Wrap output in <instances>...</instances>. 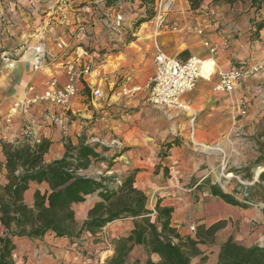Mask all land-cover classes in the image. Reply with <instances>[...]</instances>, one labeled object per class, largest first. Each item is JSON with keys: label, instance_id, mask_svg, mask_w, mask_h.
<instances>
[{"label": "crops", "instance_id": "crops-1", "mask_svg": "<svg viewBox=\"0 0 264 264\" xmlns=\"http://www.w3.org/2000/svg\"><path fill=\"white\" fill-rule=\"evenodd\" d=\"M130 1L132 0L122 3V6L128 4L130 7L133 4ZM158 1L156 0V4H158ZM170 1L171 9L166 13L165 20L162 23L156 17L154 19L150 18L134 28L133 40L124 42L123 44L118 42L117 40L119 39L116 38H112L110 41L100 38L102 36V24L98 20V14L100 13L98 8L102 9L103 13L110 17H114L115 11L118 10L117 8L107 6L105 0L94 1L98 4L94 7V13H85L83 11L84 5L77 8L76 10L79 11V14L83 11L81 13L83 15L82 19L87 22L77 27L84 26L87 30H95L93 36H87L82 32H80L79 36H84L83 40L86 42L89 39L92 40L88 41V43H90V48L94 49L89 51V53L95 57L96 62L94 65L99 73H101L102 84L100 88L102 96L96 98L91 89L81 86L78 96L68 107L37 106L32 110V118L36 121L33 125V130L38 139L50 142L49 149L44 154L45 162L61 158L65 153V144L68 141H71L74 145L78 144L81 140L104 143V137L108 136L107 138H109V136H113V141L117 139V141L129 147L115 158V160H119L118 164L124 165L126 170H132L139 174H149L153 172L154 168L163 164L162 168H165L166 171L170 170L171 174L175 173L177 175L168 178V181H165L163 184L159 180L160 186L158 188L162 191L160 196V198H163L162 205L174 207L173 224L178 227V224H180L178 222H181L178 212L181 211L180 207L184 208V202L183 204L177 202L176 200L179 198L175 194H181L179 189H183L182 185L189 182L186 179L181 183L179 178L182 174L188 175L199 169L206 162V158L204 156L198 158L196 166L192 167L189 160L183 154L177 153L178 155H175V149L178 146L170 148V153L166 158L160 156L153 158L147 155V150H150V148L146 146L150 145L146 142V138L150 139V136L147 135L150 131L145 128H137L140 123L134 121L129 111H122L120 114V110L128 106L127 103L138 104L141 98L149 94L146 84L154 74L155 65L153 63V68L148 67L149 70L144 75L141 73L139 63L144 58H147L148 55H153V53L155 55L157 46L167 54L182 60L192 55L205 57L209 55V46L206 45V42H208L210 45L217 47L218 63L222 68L227 69L237 62L252 63V60L256 61L257 55L255 53L259 51V45L255 46L253 42L249 41L251 33L255 31V21L252 19L254 10H250L248 5L246 7H243V5L231 6L226 3H214L213 0H203L199 9H193L188 0ZM259 15H256V21L264 19V17L260 18ZM31 18H34V16ZM91 18L96 22L95 26L89 24ZM129 19L131 20V18ZM33 20L31 19L32 24L35 23ZM126 24L131 25L130 23ZM201 29L203 30V34H199V30ZM260 38L263 39L261 41L263 47L260 48L264 51V29L260 31ZM43 44L46 50L51 48L50 46L52 48L54 46L50 45L51 43L48 41ZM39 45L38 41H33L28 44V49L24 50V47L21 48L24 52H21V55L16 57L17 60H12L13 64L11 67L14 68L10 67L9 69L6 65L0 64L1 117L8 112L12 102L20 94L21 90L26 87V84L33 83L43 86L53 76H57L61 83L66 81L64 69L68 55L71 53L69 50L71 44L66 45L62 49H55L53 52L49 51L53 57L47 56L44 59L47 66L34 70L32 67L34 62L43 55L44 51L38 48ZM105 48L106 52H102ZM261 59L264 61V56ZM86 61L87 58H84L82 62L85 63ZM127 79L131 83L140 84L144 87L142 91L132 98L123 97L120 94L121 85ZM244 80L237 87L234 96L217 91L215 89L216 78L212 81H198L192 91L182 96V101L186 106L188 105V107L193 109L195 117L188 119L186 123L176 122V126L180 127L179 130L182 133L184 128L189 131L194 140L197 139L204 142L218 141L223 135L230 133L234 123L238 122L240 124V119L238 120L237 118L239 116L237 114L239 110L238 100L245 98L248 106H251L253 110L256 100L260 99V97H253L257 94L251 89L253 87L251 79L245 78ZM243 86H245V90H243ZM245 92L246 96L244 95ZM253 98L255 101L251 105L250 100ZM126 100L128 102L124 103L123 101ZM109 109L116 110L119 113V117H114L116 115L107 117ZM176 112V115L185 113L179 110H176ZM49 114H55L63 122L50 121L47 118ZM94 114H102V117H95L94 122L93 119H90ZM252 115L249 117L253 120L254 117H251ZM257 116L255 120H257ZM262 116H264V111ZM26 120L27 117L24 116L16 117L9 128H6L4 123H0V189L7 183V159L2 144L8 142L17 147L33 145V142L30 141L26 134V128L29 123ZM96 130H106L108 133L102 136L100 133L95 132ZM163 159L165 160L163 161ZM134 185L137 187L135 182ZM194 187H196V184L189 188V190H193ZM36 189L44 193L48 189V185L46 183L38 184L32 182L29 190L25 193V200L28 204L33 203ZM169 194H172L173 197H169ZM206 194L212 198H217L208 192ZM166 195L167 197H165ZM99 200L98 193H95L90 195L85 202L73 204L72 207L75 210L77 220L80 217L79 219H81L82 223L87 217L89 209ZM241 212L240 214L244 217L243 224L245 226L249 225L253 217H248L250 215L248 214V209L241 210ZM208 214L209 212L205 208L199 209L197 212V219L199 220L197 224H207L209 226L217 221L208 220ZM258 220L261 224H264L263 216L258 217ZM117 223L125 226V229L122 228L118 232L121 236L127 235L133 228L132 218L114 221V224ZM114 227V225L108 224L94 235L104 234L107 231L110 232ZM86 233L88 236L93 235L88 232ZM37 243H39L38 248L32 247V245ZM58 245L62 247H57ZM73 245L69 242L68 238H57L54 234H47L40 239L20 241L17 250L13 253V259L15 264H57L54 261L56 257L58 258L56 252L62 251L65 257H67L66 253L69 252L67 250H69V246L72 248ZM220 246L216 251L217 256ZM198 247L201 249L200 245ZM100 263L101 261L98 264Z\"/></svg>", "mask_w": 264, "mask_h": 264}, {"label": "rangeland", "instance_id": "rangeland-1", "mask_svg": "<svg viewBox=\"0 0 264 264\" xmlns=\"http://www.w3.org/2000/svg\"><path fill=\"white\" fill-rule=\"evenodd\" d=\"M94 1L95 0H0V64H4L10 69L13 64L12 60H17L16 57L21 55V52H24L21 48L24 47V50L28 49V44L33 41H38L40 45L37 47L40 50L48 51L49 57V51L53 52L55 49H62L57 46L59 40L64 41L65 46L71 44V48L69 49L71 53L75 51L78 46H83L88 51L93 50L94 48H90V43H88V41L90 42L92 40L89 39L86 42L83 40L84 36L80 37L79 35L80 32H82L87 36H93L95 30H87L84 26H77L87 23L82 19L83 15L81 13H83V11L85 13H94V7L98 5ZM201 1L203 2V0ZM124 2H129V0H118V6L116 7L118 10L115 11L114 17L107 16L103 13L102 9L98 8L100 12L98 14V20L102 24V36H100V38L103 40L110 41L112 38H116L119 39L117 41L121 44L131 41L134 39L133 30L137 26V21L139 19H148L149 15L152 13L154 14L153 19L157 16L156 0H154V2L152 0H132L130 3L133 4L130 7L128 4L122 6ZM83 5V11L79 14V11L76 9ZM259 13L260 18L264 17V7ZM117 14L122 15L120 25L116 26L115 29L107 28L105 22H113ZM33 16L34 18H31ZM129 18H131V20ZM31 19H34V24L31 23ZM90 20L89 24L95 26L96 22H94L93 18ZM260 21H264V19ZM126 23H130L131 25ZM253 38V36H250L249 41L253 42L255 46L259 45V51L255 53L257 59L256 61L252 60V63H245L247 65L259 64L262 68L255 75L247 76L246 79H251V85L253 86L251 89L257 94L253 97H260V99L256 100V105L253 110L251 106H248L247 114L237 117L238 120L240 119V124H238V122L234 123L231 132L223 135L218 141L204 142L197 139L194 140L190 135L191 133L185 130V128L183 133L179 130L180 127L176 126V122L186 123L188 119L192 118L191 115L194 111L188 107V105L189 111H184L185 113L176 115V110L180 112L183 110L156 106L148 100L149 94H145L146 96L141 98L138 104L127 103L128 106L120 110V114L122 111L130 112V116L134 118V121L140 123L137 128H145L150 131L147 134L150 136V139L146 138V142L150 145L146 146L150 148V150H147V155L149 157L156 158V156H160L161 153L166 152L169 154L170 148L178 146V148L175 149V155H178L177 153L183 154L186 159L189 160L192 167L196 166L195 164H197L198 158L203 156L206 158V162L202 164L199 169L191 174L181 175L179 178L181 183L186 179H188L189 182L182 185L183 189H179L181 194L176 193L175 196L179 198L176 200L177 202L182 204L184 202V208H179L181 210L178 212L181 222H178L180 224H178L179 226L177 227L180 234L184 237L194 233L196 227L200 225L197 224L199 221L197 219V212L199 209L205 208V210L209 212L208 220H226V226L217 233L214 243L205 245L200 244L202 249L200 250L203 252V255L206 256L205 262L207 264H215L217 262L218 256L216 251L220 244L230 236L245 245L258 244L264 247V224H261L258 220V217L263 216L264 218V200L250 202L244 199L245 196H247V186L250 187L257 182V174H260L264 170V165H254L261 154V149L264 144V116H262L264 111V101L262 102V100H264V61L261 59L264 56V51L260 48L263 47L261 44L263 39L257 40ZM47 41L51 43L50 45H54L53 48L50 46L51 48L46 50L43 43ZM102 52H106V48ZM153 55H148L147 58H144L139 63L142 71L141 73L144 75L147 74L149 70L148 67L153 68ZM94 58L92 60L93 64L96 62ZM27 85L28 84H26V86ZM24 89L21 90L14 101L19 100ZM243 90H245V86H243ZM234 94L235 92L229 95L234 96ZM244 95L246 96V92ZM254 98L250 100L251 105H253L255 101ZM123 102H128V100ZM182 103L185 104L184 102ZM238 113L239 110L237 111V114ZM118 114L119 113L113 109L107 111V117H112L113 115H116L114 117H119ZM250 115L254 117L253 120L249 117ZM256 116L257 120H255ZM95 117L101 118L102 114H94L90 119H93L95 122ZM95 132L100 133L102 136L108 133L106 130H96ZM107 137H104V143H102L108 147V150L103 153L104 159L92 160L89 168L83 170L82 173L94 177L111 175L114 176V182L118 184H120L118 181L122 182L129 174H134L137 188L139 187V189L144 191L148 196L147 207L154 210L157 201L159 199L163 200V198H160L162 191L158 188L160 186L158 181L160 180L163 184L165 181H168V178L177 175L175 173L171 174L170 170L166 171L165 168H162L163 164L154 168L153 172L149 174H139L132 170H126L124 165L118 164L119 160H115V158L129 147L123 145L121 142L117 141V139L113 141V136ZM96 142L97 141H89L91 144ZM167 143L175 144H172V147L168 148L165 146ZM200 143L212 146V148H203ZM164 160L165 159H163V161ZM249 169V172L252 174L251 178L247 176ZM203 177L204 179L208 178L212 184L219 185L223 191L233 194L240 201H245L250 204V208H248V214L250 215L248 217L252 216L253 219L249 225L245 226L243 224L244 217L240 214L241 209L226 204L220 198H212L210 195L206 194L207 192L209 193V191L205 188L199 190L194 187L193 190H189L194 182L199 184V182L203 180H201ZM165 197H167V195ZM169 197H173V195L169 194ZM79 218L77 221L78 224L81 225V219ZM110 225H114L115 227L113 230H110V232L107 231V233L104 234L88 236L86 232L83 233L72 248L69 246V250H67L69 252L66 253L67 257H65L62 251H57L56 254L58 258L56 257L54 261L57 264H98L100 261L103 262L113 253L112 248L114 240L121 237L118 233L120 229H125V226L120 223L114 224V222H112ZM205 225L207 226V224ZM109 244H111L112 248H110ZM32 247L38 248L39 243L32 245ZM57 247L62 246L58 245ZM203 255L192 257V264H202ZM147 258L148 255L141 246H135L129 255V261H138L141 264H145ZM151 258L154 261L159 260L158 255H151Z\"/></svg>", "mask_w": 264, "mask_h": 264}, {"label": "trees", "instance_id": "trees-1", "mask_svg": "<svg viewBox=\"0 0 264 264\" xmlns=\"http://www.w3.org/2000/svg\"><path fill=\"white\" fill-rule=\"evenodd\" d=\"M105 1L107 6H118V0ZM188 1L193 9H199L202 3L201 0ZM213 2L231 6L248 5L250 10H254L252 19L255 21V31L250 36L261 39L264 21H256V15L263 9L264 0ZM153 17L152 13L148 19L141 18L137 25ZM175 143L165 146L169 148ZM2 146L7 159V183L0 189V264H15L13 253L22 240H36L54 234L57 238H68L70 243L76 244L83 233L94 235L106 225L123 218H132L133 228L127 235L114 240L113 253L100 264H141L129 261L135 246H141L148 255L145 264H192V257L203 255L198 246L214 243L217 233L226 226L224 219L209 226L200 224L194 233L184 237L173 224L174 207L162 205L159 199L155 209H149L148 196L134 185V174H129L118 184L111 175L94 177L82 173L89 168L92 160L104 159L103 153L108 147L102 143L91 144L81 140L74 145L68 141L64 155L51 162L44 161V154L50 146L48 140L23 147L8 142ZM167 155V152L161 153L160 157L166 158ZM254 165H264V144ZM249 171L247 176L251 178ZM32 182L46 183L48 189L44 193L36 189L33 203L28 204L25 193ZM195 184L197 189L205 188L212 196L231 206L241 210L250 208L249 203L223 191L208 178L192 185ZM95 193H98L100 200L89 209L87 217L79 225L72 205L85 202ZM244 199L250 202L264 200V170L257 182L247 186ZM153 254L159 256L158 261L151 258ZM202 261V264H207L206 256H202ZM215 264H264V247L258 244L245 245L230 236L220 246Z\"/></svg>", "mask_w": 264, "mask_h": 264}, {"label": "built area", "instance_id": "built-area-1", "mask_svg": "<svg viewBox=\"0 0 264 264\" xmlns=\"http://www.w3.org/2000/svg\"><path fill=\"white\" fill-rule=\"evenodd\" d=\"M170 9V0H159L156 7V17L159 22L162 23L165 20V15ZM115 17L113 22H105L107 28L115 29L116 26L120 25L122 15L117 14ZM199 34H203L202 29L199 30ZM206 45L209 46L208 56L192 55L185 60L169 55L157 46L154 55L155 71L146 84V88L149 90L148 100L156 106L189 111V108L182 103V96L192 91L198 81H212L216 78L215 89L232 94L243 79L247 76L255 75L262 68L259 64L247 65L246 63L238 62L224 69L217 60V47L210 45L208 42H206ZM57 46L64 48L65 42L59 40ZM49 55L53 57L50 53ZM47 56L48 53L43 51V55L34 62L33 69L39 70L46 67L47 63L44 62V59ZM84 58H87L85 63L82 62ZM93 58V55L83 46L76 47L75 51L68 55L65 63L66 81L61 83L57 76H53L43 86L28 84L19 100L13 102L4 116H0V123H4L5 127L9 128L16 117H27L26 121L29 122L26 128L27 136L33 144L40 142L33 130V125L36 121L32 118V110L35 107H68L78 96L81 86L91 89L96 98L102 96L100 88L102 77L92 62ZM143 88V85L131 83L127 79L121 85L120 94L123 97L132 98L142 91ZM247 112V101L243 98L239 99L238 115L244 116ZM55 114H49L47 118L50 121L62 123V119ZM191 117H195L194 112H192ZM118 182L121 183L120 181Z\"/></svg>", "mask_w": 264, "mask_h": 264}, {"label": "bare ground", "instance_id": "bare-ground-1", "mask_svg": "<svg viewBox=\"0 0 264 264\" xmlns=\"http://www.w3.org/2000/svg\"><path fill=\"white\" fill-rule=\"evenodd\" d=\"M200 144H201V146H202L203 148H206V149L212 148V146H208V145H205V144H202V143H200Z\"/></svg>", "mask_w": 264, "mask_h": 264}, {"label": "water", "instance_id": "water-1", "mask_svg": "<svg viewBox=\"0 0 264 264\" xmlns=\"http://www.w3.org/2000/svg\"><path fill=\"white\" fill-rule=\"evenodd\" d=\"M259 174H257V178H258Z\"/></svg>", "mask_w": 264, "mask_h": 264}]
</instances>
